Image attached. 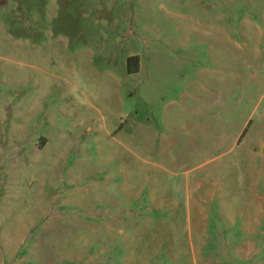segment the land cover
Returning a JSON list of instances; mask_svg holds the SVG:
<instances>
[{"label":"rangeland","instance_id":"obj_1","mask_svg":"<svg viewBox=\"0 0 264 264\" xmlns=\"http://www.w3.org/2000/svg\"><path fill=\"white\" fill-rule=\"evenodd\" d=\"M0 264H264V0H0Z\"/></svg>","mask_w":264,"mask_h":264}]
</instances>
